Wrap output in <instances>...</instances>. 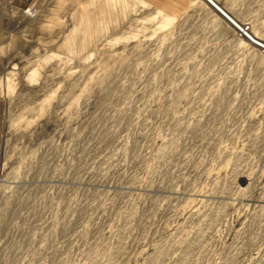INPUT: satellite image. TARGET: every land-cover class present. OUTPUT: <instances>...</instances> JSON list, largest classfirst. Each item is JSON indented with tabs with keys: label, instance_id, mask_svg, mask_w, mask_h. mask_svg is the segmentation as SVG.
Returning a JSON list of instances; mask_svg holds the SVG:
<instances>
[{
	"label": "rangeland",
	"instance_id": "obj_1",
	"mask_svg": "<svg viewBox=\"0 0 264 264\" xmlns=\"http://www.w3.org/2000/svg\"><path fill=\"white\" fill-rule=\"evenodd\" d=\"M0 264H264V0H0Z\"/></svg>",
	"mask_w": 264,
	"mask_h": 264
}]
</instances>
